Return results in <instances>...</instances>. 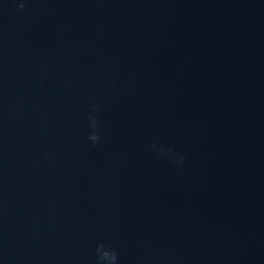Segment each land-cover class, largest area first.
<instances>
[{
  "label": "clouds",
  "instance_id": "obj_1",
  "mask_svg": "<svg viewBox=\"0 0 264 264\" xmlns=\"http://www.w3.org/2000/svg\"><path fill=\"white\" fill-rule=\"evenodd\" d=\"M20 9H24L25 5L23 3L19 4ZM90 128L88 139L93 143H99L100 133L98 130V122L96 118L89 114ZM182 159V157H181ZM96 253V264H118L119 258L117 251L112 248L111 245H106L105 243H98L95 248Z\"/></svg>",
  "mask_w": 264,
  "mask_h": 264
}]
</instances>
